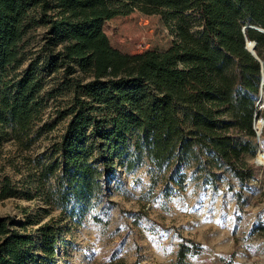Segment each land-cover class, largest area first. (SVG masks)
<instances>
[{"label":"trees","instance_id":"1","mask_svg":"<svg viewBox=\"0 0 264 264\" xmlns=\"http://www.w3.org/2000/svg\"><path fill=\"white\" fill-rule=\"evenodd\" d=\"M134 8L169 22L167 48L129 53L110 44L103 23ZM40 25L36 49L27 47ZM255 26L264 29V0H0V145L10 139L23 150L47 139L28 155L21 188L2 178L0 199L38 197L46 215L57 213L26 221L38 223L32 231L0 216V264H56L66 223L116 204L108 191L118 167L147 161L150 188L170 194L194 162L214 184L229 171L239 183L234 190L229 181L232 195L241 196L257 178L253 121L264 117L256 103L264 32ZM261 88L264 97V81ZM202 250L184 239L172 264H190Z\"/></svg>","mask_w":264,"mask_h":264},{"label":"rangeland","instance_id":"2","mask_svg":"<svg viewBox=\"0 0 264 264\" xmlns=\"http://www.w3.org/2000/svg\"><path fill=\"white\" fill-rule=\"evenodd\" d=\"M102 27L112 46L129 53L164 50L174 38L172 26L160 14L138 8L111 17ZM42 31V25L31 29L27 47L36 49ZM259 104L258 108L263 109L264 97ZM256 122L260 123L261 153L257 148L250 161L257 178L250 181L241 196L232 195L229 181L236 184L234 190L239 183L229 171L223 170L214 184L205 173L195 170L194 162L185 167L184 186L172 185L170 194L161 190L160 184L150 188L147 161L131 172L118 167V186L108 191L109 199L116 204L98 205L78 225L65 221V228H70L65 236L66 250L58 245L56 264H172L178 244L184 239L197 241L203 248L188 256L190 264H264V230L258 228L264 223L263 115L255 117L254 127ZM61 127L59 122L49 134L60 133ZM44 144L47 139L20 150L10 139L2 141L0 181L8 176L13 186L21 188L28 155L42 150ZM43 209L47 206L38 197L27 199L19 194L0 199V216H11L17 228L26 221L38 219L41 223L57 214L51 210L46 215ZM25 224L27 231L38 225L36 221Z\"/></svg>","mask_w":264,"mask_h":264},{"label":"water","instance_id":"3","mask_svg":"<svg viewBox=\"0 0 264 264\" xmlns=\"http://www.w3.org/2000/svg\"><path fill=\"white\" fill-rule=\"evenodd\" d=\"M245 27L246 26H243V30H245ZM255 28L256 29H258L259 31H262V32H264V29L263 28H261V27H257V26H255ZM255 45H256V42H255V40H250V39H248V37L246 36V34H245V47H246V49L254 56V57H256L258 60H260L259 59V57H258V55H257V53H256V50H255ZM260 64H261V82H260V89H259V93H258V95H257V101H256V103L258 102H260V100L262 99V97H263V92H262V88H261V85H262V83H263V81H264V71H263V65H262V61L260 60ZM255 130H256V140L258 141V154L259 153H261V151H260V145H259V135H260V127L258 126V125H255ZM260 160L258 159V157L256 158V162H259Z\"/></svg>","mask_w":264,"mask_h":264},{"label":"built area","instance_id":"4","mask_svg":"<svg viewBox=\"0 0 264 264\" xmlns=\"http://www.w3.org/2000/svg\"><path fill=\"white\" fill-rule=\"evenodd\" d=\"M257 104H258V102H257ZM258 107H260V104H258Z\"/></svg>","mask_w":264,"mask_h":264}]
</instances>
